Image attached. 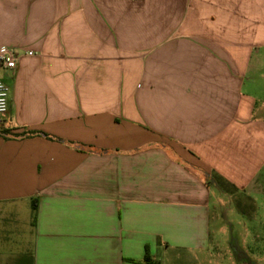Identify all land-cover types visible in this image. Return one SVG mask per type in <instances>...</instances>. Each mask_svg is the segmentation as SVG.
<instances>
[{"label": "crops", "instance_id": "1", "mask_svg": "<svg viewBox=\"0 0 264 264\" xmlns=\"http://www.w3.org/2000/svg\"><path fill=\"white\" fill-rule=\"evenodd\" d=\"M1 47L0 264L202 260L210 176L264 170V0H0Z\"/></svg>", "mask_w": 264, "mask_h": 264}, {"label": "rangeland", "instance_id": "2", "mask_svg": "<svg viewBox=\"0 0 264 264\" xmlns=\"http://www.w3.org/2000/svg\"><path fill=\"white\" fill-rule=\"evenodd\" d=\"M257 110L264 115V79ZM212 188L210 250L190 264H264V170L247 191ZM239 257V258H238Z\"/></svg>", "mask_w": 264, "mask_h": 264}, {"label": "built area", "instance_id": "3", "mask_svg": "<svg viewBox=\"0 0 264 264\" xmlns=\"http://www.w3.org/2000/svg\"><path fill=\"white\" fill-rule=\"evenodd\" d=\"M32 52H18L15 49L8 47L0 48V69L7 71H15L19 60L23 56H31ZM10 99L9 87L0 79V117L4 116L8 112Z\"/></svg>", "mask_w": 264, "mask_h": 264}, {"label": "trees", "instance_id": "4", "mask_svg": "<svg viewBox=\"0 0 264 264\" xmlns=\"http://www.w3.org/2000/svg\"><path fill=\"white\" fill-rule=\"evenodd\" d=\"M36 134H41V133H35V132H27V133H23L21 135H13L14 137H24L25 135H36ZM210 182L217 185V186H225L229 188V185L219 176H217L216 174H212L210 176ZM32 210L34 212V219H35V212H36V205L35 203H32ZM239 258V257H238ZM145 264H157L155 263L149 256H146L145 258Z\"/></svg>", "mask_w": 264, "mask_h": 264}]
</instances>
